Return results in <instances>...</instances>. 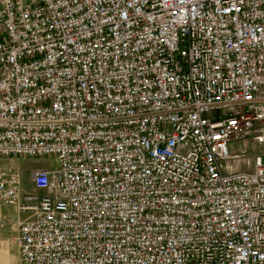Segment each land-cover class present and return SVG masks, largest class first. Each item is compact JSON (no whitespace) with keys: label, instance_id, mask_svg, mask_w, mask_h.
Wrapping results in <instances>:
<instances>
[{"label":"built area","instance_id":"built-area-1","mask_svg":"<svg viewBox=\"0 0 264 264\" xmlns=\"http://www.w3.org/2000/svg\"><path fill=\"white\" fill-rule=\"evenodd\" d=\"M0 202L22 264H264V0H0Z\"/></svg>","mask_w":264,"mask_h":264},{"label":"rangeland","instance_id":"rangeland-1","mask_svg":"<svg viewBox=\"0 0 264 264\" xmlns=\"http://www.w3.org/2000/svg\"><path fill=\"white\" fill-rule=\"evenodd\" d=\"M236 148L235 144H231L230 149L233 151ZM17 163V168L21 170V172L23 173V178L24 181H28V186H31L32 183L30 182V172L33 170L34 165V161L30 160V159H17L16 160ZM52 163L51 159H45L44 160V165L45 167L50 166ZM27 189H30L28 187H26ZM0 205H2L3 207L9 206V205H5L2 202H0ZM14 207V206H13ZM19 215H23L22 219H25L29 213L27 214H19ZM10 220L9 217L4 216L1 218V227H2V240H3V249H2V264H11V259L15 260V264H22L20 257H19V253H18V247L16 245V243L13 241V233L9 232V228H8V221ZM6 237V238H5Z\"/></svg>","mask_w":264,"mask_h":264},{"label":"crops","instance_id":"crops-1","mask_svg":"<svg viewBox=\"0 0 264 264\" xmlns=\"http://www.w3.org/2000/svg\"><path fill=\"white\" fill-rule=\"evenodd\" d=\"M21 159H30L32 161H34V167L33 169L35 168H46L45 165H44V158H40V159H31V158H21ZM28 181L26 182V187L30 188L28 190H34V187L31 185V186H28ZM4 216H7L10 218V220H17V219H22V216L23 215H19L17 209L13 206H6V207H3L2 205H0V264H2V249H3V240H2V227H1V218ZM10 233H12L10 230H9ZM6 238V237H5ZM11 264H15V260L14 259H11Z\"/></svg>","mask_w":264,"mask_h":264}]
</instances>
